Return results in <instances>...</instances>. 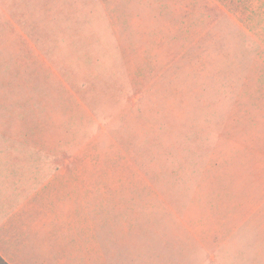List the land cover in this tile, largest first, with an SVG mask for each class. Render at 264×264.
I'll list each match as a JSON object with an SVG mask.
<instances>
[{
    "label": "rangeland",
    "instance_id": "374dc122",
    "mask_svg": "<svg viewBox=\"0 0 264 264\" xmlns=\"http://www.w3.org/2000/svg\"><path fill=\"white\" fill-rule=\"evenodd\" d=\"M0 84L165 264H264V0H0Z\"/></svg>",
    "mask_w": 264,
    "mask_h": 264
},
{
    "label": "crops",
    "instance_id": "0c3cea01",
    "mask_svg": "<svg viewBox=\"0 0 264 264\" xmlns=\"http://www.w3.org/2000/svg\"><path fill=\"white\" fill-rule=\"evenodd\" d=\"M110 193L66 139L0 84L4 264H165V251L150 249L143 223Z\"/></svg>",
    "mask_w": 264,
    "mask_h": 264
},
{
    "label": "trees",
    "instance_id": "16d2710c",
    "mask_svg": "<svg viewBox=\"0 0 264 264\" xmlns=\"http://www.w3.org/2000/svg\"><path fill=\"white\" fill-rule=\"evenodd\" d=\"M0 264H4L1 259H0Z\"/></svg>",
    "mask_w": 264,
    "mask_h": 264
}]
</instances>
